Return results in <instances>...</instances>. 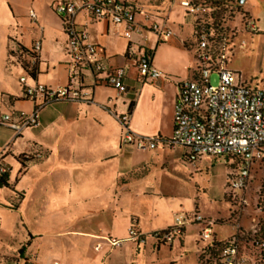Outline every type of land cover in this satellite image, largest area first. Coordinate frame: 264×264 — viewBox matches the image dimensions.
<instances>
[{
    "label": "rangeland",
    "instance_id": "obj_1",
    "mask_svg": "<svg viewBox=\"0 0 264 264\" xmlns=\"http://www.w3.org/2000/svg\"><path fill=\"white\" fill-rule=\"evenodd\" d=\"M169 1L164 0V4ZM183 9L185 17L187 9ZM52 12L59 17L55 10ZM246 22V15L244 19L241 14L235 15L231 27L237 38L226 50L228 67L248 85L264 88V43L259 40L249 50L253 31L246 29ZM82 69L88 75V69ZM25 75L32 81L28 72ZM210 82L219 83L217 72H213ZM31 103L30 113L35 110V102ZM58 109L57 104L45 108L39 114L40 120L45 121ZM17 112L12 109L8 113ZM92 120L79 127L64 120L54 132L58 140L53 147L36 134L34 141L27 137L31 150L17 156L18 167L10 156L4 157L12 168L11 183L18 192L25 191V199L19 210H12L9 202L4 204L8 192L0 191V264H201L200 234L205 225L195 223V216L220 224L212 226V235L229 237L237 229L264 228V164L253 168L245 188L233 192L228 184L237 165L228 156L200 153L191 162L186 157L190 149L178 144L154 150L118 148L114 140H99L102 128ZM34 129L25 132L36 133ZM80 133L86 137H80ZM67 144L77 148L74 158L65 152ZM102 154L100 160L96 159ZM40 161L46 166L32 165L24 176L31 163ZM12 196L18 197L15 193ZM181 215L189 219L184 225L185 234L177 235L173 253L159 260L154 232L176 226ZM131 227L145 234V240H132ZM109 237L124 243L112 247ZM98 242L103 245L102 251L95 248ZM204 244L209 241L204 240ZM107 250H113L115 256L106 257Z\"/></svg>",
    "mask_w": 264,
    "mask_h": 264
},
{
    "label": "crops",
    "instance_id": "obj_2",
    "mask_svg": "<svg viewBox=\"0 0 264 264\" xmlns=\"http://www.w3.org/2000/svg\"><path fill=\"white\" fill-rule=\"evenodd\" d=\"M57 1L0 0V118L12 109L26 113L33 109L32 100L25 95L24 85L20 81L25 72L32 78V81L27 80L28 83H41L52 89L71 86L81 90L82 96L79 100H60L44 107L42 111L57 104L60 109L57 113L50 112L45 121L40 120L39 125L29 127L35 128L36 133L28 130L16 138L10 128L0 123V155L10 156L18 167L17 156L31 150L26 138L34 141L36 134L53 147L58 140L54 132L64 120L79 127L93 119L95 125L102 128L98 133L102 137L100 141L114 140L118 148L125 146L124 149L133 147L122 142L124 126L117 117L124 114L129 115L130 126L134 131L143 135L170 137L174 131V109L180 96V85L198 75V60L192 49L196 44L198 16L187 11L183 17L184 6L173 0L167 4L168 8L164 0H129L139 11L136 15V28L127 36L126 24L115 25L110 21L96 20L88 13H80L76 21L79 27L87 29V43L100 48L104 69L101 75L95 76L89 71L86 75L82 65L71 61L62 20L52 12ZM240 4L247 21L251 20L255 24V29L245 24L246 29L253 31L248 47L250 50L257 41L264 43V0H246ZM31 9L37 13V20L30 17ZM171 19L174 20L170 22ZM163 30H171L172 34H162ZM235 38L237 34L231 40V45ZM37 41L41 42V51L36 76H33L31 55L22 47L30 50ZM242 43L246 45L247 41L243 40ZM143 56L149 57L152 65L163 72L161 77L152 79L141 74L138 65ZM116 68L125 71L124 84L127 90L124 92H119L105 82L108 73ZM110 125L115 126L113 130L106 128ZM90 134L87 132L91 138ZM112 135L116 136L113 138ZM79 136L86 137L82 133ZM22 138L24 141L20 140ZM78 140L82 141L80 138ZM73 144H67L64 149L74 158L77 148ZM103 154L95 158L100 160ZM32 165L45 167L46 163H31L24 176L30 173ZM0 191L8 192L5 195L6 204L12 192ZM22 205L23 201L18 210ZM219 225L215 222V226ZM242 230L248 231L245 228ZM238 232L237 229L232 236ZM229 237L216 234L218 241ZM160 244L158 259L162 260V257L173 253L174 241ZM112 251L107 250L106 257L115 256ZM136 257L133 259L137 260ZM200 258L201 255L199 262ZM121 262H124L123 259Z\"/></svg>",
    "mask_w": 264,
    "mask_h": 264
},
{
    "label": "built area",
    "instance_id": "obj_3",
    "mask_svg": "<svg viewBox=\"0 0 264 264\" xmlns=\"http://www.w3.org/2000/svg\"><path fill=\"white\" fill-rule=\"evenodd\" d=\"M181 4L189 13L204 17L207 9L192 0H182ZM55 10L63 23L67 35L68 52L76 65L85 66L95 76L101 75L104 69L100 58V48L87 43L88 31L78 26L76 18L82 13H88L96 20L110 21L115 25L126 24L127 36L136 28L138 7L129 0H59L55 3ZM30 17L38 19L35 10L31 9ZM197 19V20H198ZM247 26L255 29L251 20ZM158 29V25H156ZM162 34L171 35V30L162 31ZM230 40H223L220 53L211 48L209 34L205 27L196 30L198 43V75L188 79L180 85V96L174 109V131L170 137L161 135H143L134 131L130 126V117L124 114L117 117L124 126L122 142L138 150H153L158 147H175L177 144L190 149L189 155L196 160L201 154L210 156H233L237 165L235 172L229 178V187L235 192L245 188L252 177L253 168L264 164V88L252 87L245 83L227 66V48ZM41 42L37 41L27 52L31 55L30 68L33 71L40 58ZM139 69L143 76L157 79L163 72L155 68L150 58L143 56L139 61ZM213 72H217L219 83L210 82ZM125 71L116 68L108 73L105 82L119 92L127 90L124 84ZM28 77H20L24 85L25 95L35 102L32 113L18 111L0 118V123L10 128L15 137L32 126L40 123V112L44 107L60 100H79L81 90L68 87L52 89L41 83L31 84ZM87 94V93H85ZM41 156V155H40ZM0 155V174L10 168ZM188 217L178 216L177 225L154 232L158 242L170 244L177 235H183L184 225ZM203 222L205 228L200 234L203 241L201 250L210 264H261L264 263V234L261 229L246 231L239 229L230 241L221 243L212 235V226L215 221L195 216V223ZM132 240H145V234L135 227L129 229ZM105 239V238H103ZM112 247L122 246L124 240L108 238ZM204 240L209 244L205 245ZM217 242L219 244H217ZM98 242L96 250L102 249ZM55 264H59L56 262Z\"/></svg>",
    "mask_w": 264,
    "mask_h": 264
},
{
    "label": "trees",
    "instance_id": "obj_4",
    "mask_svg": "<svg viewBox=\"0 0 264 264\" xmlns=\"http://www.w3.org/2000/svg\"><path fill=\"white\" fill-rule=\"evenodd\" d=\"M196 4L201 5L202 7L207 9V13L204 14V17H201L196 22V30H198L200 27H205L211 41V48L214 49L215 53H220V45L223 42V40H233V38L236 35L235 30L231 27L234 22V18L236 14H241L243 16V19L245 17V13L242 10V5L240 4L239 0H192ZM246 23H244L245 25ZM231 44V42H230ZM23 50L28 51L26 48L22 47ZM193 51L196 55V58L198 57V43H196L193 46ZM37 66L34 67V72L32 73L33 76H36V70ZM187 159L189 161H194L191 159L189 155H186ZM214 157H220V156H214ZM232 160H236L233 156H228ZM18 163L19 159H17ZM22 162V161H21ZM24 165V163H22ZM236 166V164H233ZM10 170L11 168L6 172L0 174V189L2 190H9L18 197L11 196L8 199V208L12 210H18L22 199L25 196L24 192H18L14 185L10 181ZM18 200V201H16ZM261 232L264 234V228H260ZM201 236V235H200ZM214 238L216 239V235H214ZM217 240V239H216ZM230 241V239H224L221 243H226ZM203 243V241L201 240ZM160 244V241L158 242ZM217 244H219L217 242ZM25 248H22L20 250V254H23ZM201 264H210V260H207L205 258V255L201 254L200 258Z\"/></svg>",
    "mask_w": 264,
    "mask_h": 264
},
{
    "label": "water",
    "instance_id": "obj_5",
    "mask_svg": "<svg viewBox=\"0 0 264 264\" xmlns=\"http://www.w3.org/2000/svg\"><path fill=\"white\" fill-rule=\"evenodd\" d=\"M246 0H239L240 3H244Z\"/></svg>",
    "mask_w": 264,
    "mask_h": 264
}]
</instances>
